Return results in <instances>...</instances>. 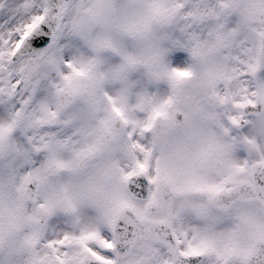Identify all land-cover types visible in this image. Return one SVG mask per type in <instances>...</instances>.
Returning a JSON list of instances; mask_svg holds the SVG:
<instances>
[{
	"label": "snow or ice",
	"instance_id": "1",
	"mask_svg": "<svg viewBox=\"0 0 264 264\" xmlns=\"http://www.w3.org/2000/svg\"><path fill=\"white\" fill-rule=\"evenodd\" d=\"M177 22L176 32L165 31ZM186 55L211 59L205 83L231 107L208 116L222 134L208 135L177 165L182 149L173 137L202 110L180 120L172 97L157 103L133 77L156 68L182 91L195 73L164 61ZM261 73L264 0H0V264H264V148L244 131L264 129V111L255 122L247 114L264 102ZM118 125L130 128L128 147L144 158L110 189L107 156ZM233 130L244 131L260 159L232 158ZM149 133L152 147L139 139ZM129 182L163 185L179 203L168 202L163 217L140 214L143 225L122 221L132 206L123 191ZM157 203L151 192L148 207ZM85 204L100 210L96 220L78 214ZM59 210L73 216L76 231L50 223Z\"/></svg>",
	"mask_w": 264,
	"mask_h": 264
},
{
	"label": "clouds",
	"instance_id": "2",
	"mask_svg": "<svg viewBox=\"0 0 264 264\" xmlns=\"http://www.w3.org/2000/svg\"><path fill=\"white\" fill-rule=\"evenodd\" d=\"M179 22L176 25L168 27L165 31L176 32V28ZM205 38H207L205 36ZM166 46H168L166 44ZM74 54V53H73ZM70 58V57H69ZM31 59L25 58L23 63H27V60ZM164 63L168 68L180 67L191 69L195 75L190 80H187L184 83L182 91L177 92L173 88L172 81L166 76H161L157 78L154 73L159 69L156 68H144L141 67L134 75V79L138 81L139 89H147L155 97L156 102L160 103L164 100H167L169 97L174 99L173 110L177 112L178 119H184V113H191L194 106H198L201 110V116L193 124L185 128H181L178 133L173 137V144L177 148L182 149L180 156H177L173 163L177 165H184L188 163V157L191 156L205 141L208 135L215 132L216 134H222V130L219 129L215 122L208 118L209 114L212 113H223L228 110L231 106H221L218 101L214 98L211 88H209L206 83V74L211 65V59L205 61L199 56L186 55L185 58L181 61H177L174 56L166 57ZM64 71H70L67 67H64ZM51 78L56 79L57 74L55 71L51 72ZM264 75V73H261ZM248 83L252 89H255V78L252 76L248 77ZM119 87V85L112 86L113 89ZM235 88V85L233 86ZM49 98L52 100L53 104L57 102V97L55 95L54 89H49L48 93ZM239 98V97H238ZM255 99V97H254ZM135 97L133 98V103H135ZM264 111V102H261V106L258 109L249 108L247 110L248 119L252 121H257L256 115L254 113ZM141 119L147 117V113L138 114ZM121 128L120 138L117 142L114 150L111 151L107 156V162L114 166V174L109 181V188L116 189L120 186V178L123 172H129L136 169V162L138 159H143L144 154L139 150H132L128 145L133 141L129 138L128 133L130 131L129 127H124L118 125ZM247 132L248 139H251L256 142L261 148H264V129H261L258 124L245 125V130ZM244 131L242 130H233L231 137L228 139L234 140L236 143L237 152L233 154L234 159H247V160H256L260 159V153L256 151L252 146L247 144L243 139ZM139 138V137H137ZM141 139V142L146 144L149 147H152V134H147L144 138ZM160 157V150L157 148L154 152L152 159V169L151 175H155L156 160ZM36 159V167L40 166V163L44 160V154L34 155ZM18 163H23L19 161ZM217 167H222V160L217 159L215 161ZM0 168H3V165H0ZM123 191L125 193L126 199L132 205L129 208H125L121 214V220L125 218L135 219L143 225V221L140 220V214L144 213L152 217L156 216H166L168 209L167 203L170 201H175L179 203V199L176 197L169 188L161 185L159 190L156 185L150 187H145L142 184H134L129 182L123 186ZM151 192L158 193L159 203L153 204L151 207H148L149 201L151 199ZM111 206V205H109ZM35 205L30 204L29 208H34ZM145 209L147 212L145 213ZM78 214L83 217L84 220H96L100 216V210L94 206L85 204L78 209ZM73 216L65 213L62 210L57 211L56 215L50 221L54 225H62L64 229L76 231L72 226ZM185 222L188 224L200 223L193 217H186ZM48 237L52 238V231L49 230ZM22 259L26 260V257Z\"/></svg>",
	"mask_w": 264,
	"mask_h": 264
},
{
	"label": "water",
	"instance_id": "3",
	"mask_svg": "<svg viewBox=\"0 0 264 264\" xmlns=\"http://www.w3.org/2000/svg\"><path fill=\"white\" fill-rule=\"evenodd\" d=\"M48 40H49V42H50V40H51V35L48 36ZM45 46H47V45H44L43 47H45Z\"/></svg>",
	"mask_w": 264,
	"mask_h": 264
}]
</instances>
